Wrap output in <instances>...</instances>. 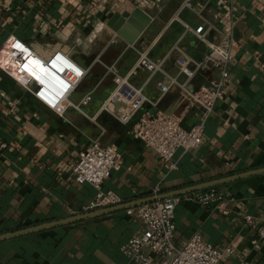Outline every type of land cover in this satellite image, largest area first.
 <instances>
[{
	"label": "crops",
	"instance_id": "crops-1",
	"mask_svg": "<svg viewBox=\"0 0 264 264\" xmlns=\"http://www.w3.org/2000/svg\"><path fill=\"white\" fill-rule=\"evenodd\" d=\"M183 1L0 0V62L14 76L52 89L21 62L5 61L7 50L1 47L11 36L42 57L61 50L86 70L67 98L70 105L58 115L0 69V234L78 217L0 239V264H135L120 249L139 225L126 207L155 195L209 186L229 193L226 213L213 205L179 201L174 243L198 233L222 251L219 264H264V170L251 172L264 168V0H190V7ZM206 22L221 30L231 24L229 81L205 120L203 143L178 148L176 168L168 170L153 149L133 136V126L142 113L158 110L181 115L188 126L198 107L184 109L176 87L161 96L157 83L164 80L162 73L149 76L131 69L138 51L146 50L163 59L168 74L184 79L175 49L202 58L209 47L192 30ZM137 26L143 27L138 34ZM214 38L209 33L208 39ZM110 67L153 103L130 112L121 101L107 102L105 109L115 87ZM44 74L56 83L57 75ZM215 76V69L198 71L190 85L196 88ZM112 111L129 115L120 120ZM92 137L121 151L120 165L101 184L121 202L85 210L96 188L78 183L71 169ZM241 173L246 174L196 188Z\"/></svg>",
	"mask_w": 264,
	"mask_h": 264
},
{
	"label": "built area",
	"instance_id": "built-area-1",
	"mask_svg": "<svg viewBox=\"0 0 264 264\" xmlns=\"http://www.w3.org/2000/svg\"><path fill=\"white\" fill-rule=\"evenodd\" d=\"M183 5L190 7V0H184ZM192 31L198 40L207 44L209 51L202 58L194 59L176 47L175 63L178 71L184 75V79L168 74L164 70L163 59L151 57L146 50L138 51L135 65L131 69V72L142 69L149 76L162 73L164 80L157 83L161 96L171 87H176L179 89L184 109L193 105L198 107V111L192 115L194 120L188 126L183 125L181 115L167 114L160 110L142 113L133 126V136L141 140L146 147L153 149L168 170L176 168L173 156L178 148L190 150L203 143L205 120L212 112L215 103L223 98L224 89L229 81L228 66L232 59L230 46L233 40L231 24L228 25V29L221 30L215 23L206 22L197 25ZM211 32L214 33V40L208 39ZM11 38L27 50L26 53L32 51L37 54L19 38L11 36L7 41L9 42ZM111 42H114V38ZM22 56L18 57V62L25 60L23 54ZM38 57L46 66L54 69L57 75L56 88L61 89V93H58L56 88V90H44L43 86H39L37 81L30 77L14 76L1 62L0 69L27 89L42 105L58 115H63L70 105L67 101L68 96L85 76L86 70L61 50L52 52L48 57L39 54ZM207 69L217 70V76L210 78L206 84L192 88L190 80L195 73ZM109 70L114 75L115 87L103 103L105 109H108L105 107L107 102L121 101L127 105L130 112L137 110L145 102L153 103L142 94L140 88L130 82L127 76L118 75L111 67ZM88 99L89 96L86 95L85 102ZM73 106L77 109L79 107L78 104ZM112 112L120 120H125L129 115L118 116L115 111ZM121 161L122 154L118 147L102 142L99 137L90 138L85 147L79 151L71 169L74 179L78 183H90L96 188V193L85 206V210H94L121 202L120 196L114 191L101 189L102 182L109 177L112 169L120 165ZM228 198V192L209 186L128 206L125 209L126 214L136 219L139 225L120 249L135 264H219L222 251L214 247L211 242L204 240L198 233H193L180 245L174 243V208L179 201L186 200L202 206L213 205L226 213L223 205ZM252 219L251 215H245L246 221L250 222ZM260 235L263 236L264 232L260 231Z\"/></svg>",
	"mask_w": 264,
	"mask_h": 264
},
{
	"label": "bare ground",
	"instance_id": "bare-ground-1",
	"mask_svg": "<svg viewBox=\"0 0 264 264\" xmlns=\"http://www.w3.org/2000/svg\"><path fill=\"white\" fill-rule=\"evenodd\" d=\"M4 46L6 49H8L4 53V59L5 61H13L18 62V57L24 55V61H21V65L23 64L30 72L31 75L37 77L42 82L46 83L49 87L56 90V83H53L51 80H49L44 73L50 72L53 75H56L54 69H52L49 66H46L45 63L41 62L40 57H38V53L34 54L32 51L28 54L26 53L27 50H24L19 44L16 43V41L13 40V38L10 39V41H6ZM24 50V51H23ZM40 55V54H39ZM41 56V55H40ZM23 57V56H22ZM33 62H35L37 65H33ZM36 66H40L41 69L44 72H41L38 70ZM56 88V89H55ZM58 93H61V89H57Z\"/></svg>",
	"mask_w": 264,
	"mask_h": 264
},
{
	"label": "water",
	"instance_id": "water-1",
	"mask_svg": "<svg viewBox=\"0 0 264 264\" xmlns=\"http://www.w3.org/2000/svg\"><path fill=\"white\" fill-rule=\"evenodd\" d=\"M129 21H131V18L129 19ZM119 26L120 25L117 24V25H115L113 27V29L115 31H117V30H119ZM142 28L143 27H141V26H137L136 34H138V32L142 30ZM118 32L120 33L121 31H118ZM129 41H131V40H129ZM263 170H264V168L257 169V170L251 171V172H255V171L257 172V171H263ZM244 174H246V173L236 174V175H232V176H229V177H226V178H223V179H218L217 181H213V182H210L208 184H203L201 186H197L196 188L203 187V186H208V185H213V184L218 183L220 181L229 180V179H233V178H236V177L243 176ZM178 193L179 192L171 191V192H168V193L155 195V196H152V197H148L146 199L139 200L138 202L134 203L133 205H136V204H139V203H143V202L152 201V200H154L156 198H165L167 196L175 195V194H178ZM93 213L95 214V211L92 212V213H89V215H93ZM76 218H78V217H70V218L59 220V221L46 222V223H42V224H39V225L30 226V227H26V228H23V229L15 230V231H12V232L3 233V234H0V239L6 238V237L15 236V235H19V234H23V233H27V232H31V231L42 229V228H46V227H50V226L57 225V224H60V223H63V222H67V221H70V220H73V219H76Z\"/></svg>",
	"mask_w": 264,
	"mask_h": 264
},
{
	"label": "rangeland",
	"instance_id": "rangeland-1",
	"mask_svg": "<svg viewBox=\"0 0 264 264\" xmlns=\"http://www.w3.org/2000/svg\"><path fill=\"white\" fill-rule=\"evenodd\" d=\"M6 47H7V46H6ZM6 47L3 45V46L1 47V50H3V49H5V51L8 50V49H6ZM3 55H4V53H3Z\"/></svg>",
	"mask_w": 264,
	"mask_h": 264
}]
</instances>
